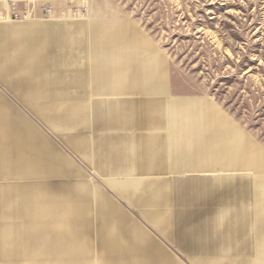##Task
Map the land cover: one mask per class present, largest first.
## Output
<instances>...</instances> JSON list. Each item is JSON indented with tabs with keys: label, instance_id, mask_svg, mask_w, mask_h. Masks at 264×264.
<instances>
[{
	"label": "crops",
	"instance_id": "crops-1",
	"mask_svg": "<svg viewBox=\"0 0 264 264\" xmlns=\"http://www.w3.org/2000/svg\"><path fill=\"white\" fill-rule=\"evenodd\" d=\"M84 19L75 25L55 19L45 26H0V81L29 101L44 93L45 82L46 103L32 104V112L52 130L86 126L81 141L70 137V147L81 151L102 179H129L112 182L110 188L175 244L179 254L201 255L198 264H264V213L253 229L255 217L264 212V179L251 178L264 174V151L209 99L169 97L156 50L131 32L126 21L95 15ZM75 32L92 37L91 71L79 70L71 85L83 88L90 80L92 93H107L92 99L89 121L83 95H65L57 86L64 74L46 72L66 63ZM16 48L25 51L7 53ZM12 73L17 74L13 80ZM132 92L148 93L151 99H140L137 106ZM69 165L0 96V180H16L0 185V243H13L16 250L22 246L32 255L42 249L76 254L71 241L96 237L103 239V264H180L159 242L163 238L157 240L136 220L115 223L121 217L112 209L93 212L90 199L84 198L92 196L84 179L46 180L80 176ZM225 172L237 175H219ZM156 176L170 179H143ZM128 227L136 233L130 234ZM28 233L31 241L20 242Z\"/></svg>",
	"mask_w": 264,
	"mask_h": 264
},
{
	"label": "rangeland",
	"instance_id": "rangeland-1",
	"mask_svg": "<svg viewBox=\"0 0 264 264\" xmlns=\"http://www.w3.org/2000/svg\"><path fill=\"white\" fill-rule=\"evenodd\" d=\"M79 5L86 6V11L82 12L83 15L63 17L60 14L59 18L58 16L55 18L57 20L40 18L22 22L6 21L0 22V26L14 28L29 23H41L45 26L51 20L75 25L93 15L112 17L118 21L124 20L131 32L141 35L149 46L156 50L158 66L163 73L165 93L169 97L195 96L209 99L232 124L241 128L246 138L254 141L264 151V0H76L68 4L62 2L57 9L62 11ZM72 40L66 63L57 68H50L46 72L47 75L54 74L56 71L64 74L65 80L57 83V86L65 90V95L78 93L83 95L82 100L87 106L89 121V105L92 99L107 93L103 95L92 93L90 80L83 88L71 85L72 77L76 76L79 70L87 74L91 71L89 63L92 37L89 34L75 32L72 34ZM24 51V48H16L7 53L21 54ZM44 51L45 47H43ZM42 74L44 77L45 63ZM14 77H17L16 73L9 74L12 80L15 79ZM43 86L44 93H41L38 99L29 101L18 98L5 82L0 81V96L5 101H9L34 125L41 137L46 138L57 152L60 151L70 160L72 165L69 167L75 168L82 176L54 177L52 175L53 177L46 180L56 183L71 180L75 183L78 178H82L92 193L91 197L84 198L90 199L93 212L95 209H112L121 217L115 223L125 224V222L131 223L136 220L144 226L142 229L153 234L154 238L157 240L163 238L117 191L110 188L112 182L129 179H102L92 167L88 166L81 156L82 152L70 147L68 144L70 137L81 141L86 126L80 125L74 130H52L32 112V104L40 106L46 103L45 82ZM48 87L51 86L47 85ZM132 93L136 97L137 106L140 99H151L148 93ZM118 94L120 93L114 95ZM215 170L220 169L215 168ZM219 175L235 176L237 173L225 172ZM251 178L264 179V174L256 172ZM143 179L156 181V179H170V177L156 176L143 177ZM15 181L13 177L6 178V180H0V185L7 187ZM95 188L101 189L109 197L96 196ZM59 199L65 202V200L76 198ZM111 199L125 212L112 204ZM263 213V211L259 212L255 217L253 229L258 225L256 224L259 222L258 215ZM96 217L97 214L95 220ZM128 228H130V234L136 233L135 227ZM100 240L103 239L93 237L88 240L71 241V244L76 245L71 246L77 249L76 254L65 251L56 255L48 253L47 249H42L39 253L34 252L32 255L19 246L17 250L21 253L20 258H17V250L13 243H0V255L11 257L8 259L0 256V264H35L36 260L42 264H63L68 261H73V264H103L106 262H103L105 260L101 256ZM29 241H31L30 233L26 234L20 242L28 243ZM159 242L180 264H198L200 260L198 256L201 255H182L178 253L181 250L175 244L172 245L169 240L163 238ZM36 249L37 246L33 250ZM69 262L67 264H70Z\"/></svg>",
	"mask_w": 264,
	"mask_h": 264
},
{
	"label": "built area",
	"instance_id": "built-area-1",
	"mask_svg": "<svg viewBox=\"0 0 264 264\" xmlns=\"http://www.w3.org/2000/svg\"><path fill=\"white\" fill-rule=\"evenodd\" d=\"M76 0H0V22H22L38 19H55L61 16H79L86 11L85 5L71 6L70 9L59 11L60 3ZM85 1V0H84ZM60 16H58L59 18Z\"/></svg>",
	"mask_w": 264,
	"mask_h": 264
},
{
	"label": "bare ground",
	"instance_id": "bare-ground-1",
	"mask_svg": "<svg viewBox=\"0 0 264 264\" xmlns=\"http://www.w3.org/2000/svg\"><path fill=\"white\" fill-rule=\"evenodd\" d=\"M77 19H79V18H77Z\"/></svg>",
	"mask_w": 264,
	"mask_h": 264
}]
</instances>
